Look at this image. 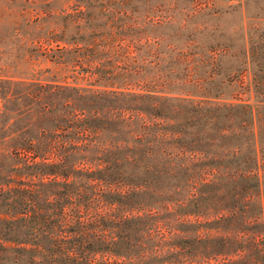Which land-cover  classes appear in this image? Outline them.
<instances>
[{
	"label": "trees",
	"instance_id": "trees-1",
	"mask_svg": "<svg viewBox=\"0 0 264 264\" xmlns=\"http://www.w3.org/2000/svg\"><path fill=\"white\" fill-rule=\"evenodd\" d=\"M90 32L45 47L74 53L90 84L1 94L0 264H264L251 104L219 99L196 53L154 71L136 36Z\"/></svg>",
	"mask_w": 264,
	"mask_h": 264
},
{
	"label": "rangeland",
	"instance_id": "rangeland-1",
	"mask_svg": "<svg viewBox=\"0 0 264 264\" xmlns=\"http://www.w3.org/2000/svg\"><path fill=\"white\" fill-rule=\"evenodd\" d=\"M94 29L114 32L112 44L124 34L139 38L138 60L154 71L162 55L196 53L199 73L207 81L213 78L219 99L238 96L251 104L264 206V0H0V108L1 94L11 87L21 90L20 82L90 84L93 76L65 61L74 53H48L45 47L54 38L65 40L62 46H80ZM125 62L114 54L109 63L119 70ZM118 78L114 81L121 82Z\"/></svg>",
	"mask_w": 264,
	"mask_h": 264
}]
</instances>
